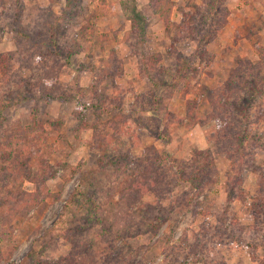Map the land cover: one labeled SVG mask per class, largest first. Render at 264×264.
<instances>
[{"label": "trees", "instance_id": "1", "mask_svg": "<svg viewBox=\"0 0 264 264\" xmlns=\"http://www.w3.org/2000/svg\"><path fill=\"white\" fill-rule=\"evenodd\" d=\"M65 1V14L57 15L53 19L42 18L28 26L19 0H0V22L12 25L17 47L15 52L0 54V76L3 79L8 78L9 81H4L5 85H15L19 90L13 97L11 95L14 91L9 90L8 103L2 110L35 96L49 103L61 91L57 83V72L60 69L45 62L52 55L51 50L54 51L53 56L64 57L68 63L71 56L80 50L79 47H72L73 44L61 42L67 41L68 36L71 37L70 20L78 14L75 8L80 4V0ZM201 1V6L191 4L194 12L184 13L181 21L175 23L171 19L174 6L172 0H148L152 13L163 23L165 34L172 42L171 52L175 53L176 62L170 67H157L158 59L155 55H144L138 62L141 76L150 78L149 72L155 71L158 80H163L170 88L189 86L195 78L196 69L192 67L191 59L187 61L177 52L175 44L183 40L208 43L225 25L229 15L226 5L228 0ZM139 24L138 20L132 18L131 30L125 35L126 40H131L134 34L144 33L143 26ZM100 37L101 43L108 40L106 36ZM91 38H95L93 34ZM262 52L263 59L264 50ZM132 54L136 55L134 51ZM23 55L26 57L22 58ZM17 60L20 70H33V63L39 60L42 71L41 68L36 70L39 73L38 78L21 77L18 81H12L9 76L14 75V62ZM99 62L102 68L89 92L92 101L83 105L85 110L93 114L95 121L88 123L84 120L87 115L82 109L75 114L79 119L77 131H93L94 143H88L100 153L93 168L82 171V163L76 167L67 162L52 164L49 157L54 146L49 143V133L41 123L35 121L33 124L18 127L3 118L7 123L0 125V262H7L18 247V242L13 239L15 220L24 218L33 209L41 214L47 209L49 200L54 202L59 198V194L52 192L47 185L56 178L59 170L64 174L68 173L70 177L80 175L79 184L69 195L62 213L43 233V242L39 249L31 246L18 264H141L136 261L135 249L128 247L123 252L116 249V244L136 237L142 220L145 224L149 222L148 230L155 231L167 221L168 212H164L162 205L151 206L143 203L145 193H154L157 200L167 199L170 191L167 187L173 179L175 183H188L191 190L203 192L215 182L212 174H215L213 163L216 154H222L230 162V173L225 174L224 182L226 201L245 199L242 189L245 178L242 172L245 169L257 175L259 191L264 192V168L257 164L255 157V153L262 150L264 142L262 135L252 127L261 116L264 118V62L252 64L237 59L234 74L229 76L216 98L210 101L211 111L207 118L215 121L218 126L207 140L214 150H194L187 163L170 159L169 155L159 152L154 146L143 148L139 156L130 154L129 151L141 147L137 130L143 126V113L155 112L163 116L166 120L164 127L155 132L154 138L168 141L169 127L173 124L181 125L185 116L193 120V110L187 108L184 118H177L168 111L162 114L158 110L160 96L153 89V92L151 90L148 93L153 95L152 99H148V95L139 94L129 114L116 116L113 110L119 109L123 100L116 96L109 101L110 105H103L99 85L105 79L113 82L120 77L123 73L122 62L117 59L114 50ZM152 85L156 88L158 84L153 82ZM22 93L27 95L22 96ZM61 97L64 95L61 94ZM149 100L152 106H147ZM254 105L259 106L257 113L260 112V117L254 115L252 119ZM104 115L110 118L104 130H100L98 121ZM59 138L65 141L63 137ZM102 176L108 181L114 177L112 182L105 183V189L99 187L100 182H103ZM118 176L124 177V180L118 181ZM25 182L33 184V191L24 187ZM190 201L186 204L189 205ZM251 215L255 221L253 227L257 228V222L260 226L264 224V196L253 201ZM75 216L78 219L69 225L68 222ZM234 225L238 227L237 222ZM202 228L204 230L201 241L196 235L195 249L190 255L194 262L202 261L207 264V260L214 257L216 245L223 244L224 239H220V230L215 235L212 234L217 235V239H209L205 236L209 234L208 229ZM246 229L254 230L250 227L239 228L236 237L233 230L226 240L232 238V242L239 241ZM93 230L96 231L93 233ZM58 236L70 245L69 251L65 256L47 260L44 258L45 252ZM256 247L252 246L255 250ZM106 248L109 251L107 253ZM252 255L253 258L257 257L255 252Z\"/></svg>", "mask_w": 264, "mask_h": 264}, {"label": "rangeland", "instance_id": "2", "mask_svg": "<svg viewBox=\"0 0 264 264\" xmlns=\"http://www.w3.org/2000/svg\"><path fill=\"white\" fill-rule=\"evenodd\" d=\"M172 1L174 6L171 19L175 23L181 21L184 13L194 12L191 4L202 5L201 0ZM19 2L28 26L42 18L53 19L57 15L62 16L67 7L65 0H19ZM226 5L229 10L226 23L211 41L205 43L183 40L175 44L177 52L183 58L187 61L191 59L196 75L188 87L179 85L177 88H170L162 82L163 80H158L155 71L149 72L150 78L141 76L138 71V62L144 55H155L158 59L157 67H170L176 62L175 53L171 52L172 42L165 34L163 23L152 13L148 0H80V4L75 8L78 14H74L75 17L70 20L71 37L68 36L67 41L61 40L67 45L73 44L74 48L79 47V52L74 53L68 63L64 57L53 56L54 51L51 50L52 55L45 62L47 65L52 64L53 68L60 69L57 72V83L61 91L57 92L49 103L35 96L2 110L8 103L9 90L14 91L11 97L19 90L15 85L12 87L5 85L4 81H9L8 78L3 79V76H0V125H6V121L18 127L33 124L35 121L41 123L44 130L49 133V143L54 146V151L49 157L52 164L67 162L76 167L82 163V171L93 168L100 157L98 150L90 147L88 143H94L93 131L90 129L77 131L79 119L75 114L82 109L87 115L84 120L88 123L95 121L93 114L85 110L83 105L92 101L89 92L102 68L99 60L107 58L110 51L114 50L117 59L122 62L123 73L115 81L105 79L99 85L103 105H110L109 101L116 96L123 100V104L119 109L113 110V114L116 116L129 114L137 95H148L154 89L160 96L158 110L162 114L168 111L177 118H184L185 111L190 108L193 110V117L195 116L193 120L185 116L181 125H171L170 139L162 141L155 139L154 135L156 131L163 129L166 120L155 112L143 113V126L137 130L141 147L132 148L130 154L139 156L143 148L154 146L159 152L169 155L170 159L187 163L194 150H214L207 140L218 126L215 121L207 118L211 111V99L216 98L229 76L234 74L238 58L252 64L264 62V58L262 59L264 0H228ZM132 18L139 21L144 33L134 34L131 40H126L125 35L131 30ZM11 29L12 25L0 22V54L17 51ZM92 34L95 38H91ZM101 35L106 36L108 40L101 43ZM139 39H143L142 42ZM133 51L136 53L135 56L132 54ZM25 57L23 55L22 58ZM33 64V70H20L17 60L14 62V75L9 77L12 81H18L21 77L31 79L32 76L37 79L39 73L36 70L41 68L42 71V66L39 60ZM153 82L158 84L156 88L153 87ZM61 94L65 98L61 97ZM24 95L27 94L22 93V96ZM152 96L149 94L148 99H152ZM148 103L147 106H152L151 100ZM258 107L253 106L252 119L254 115L260 117V112L257 113ZM146 110L144 112H147ZM109 118L104 115L98 121L100 130H104ZM252 127L253 130H258L264 142V118L261 116ZM59 137H63L65 141ZM255 157L257 164L264 168V145L262 150L255 153ZM229 164L228 159L222 154L214 155L215 174H211L215 182L201 193H198L197 189L191 190L188 183H175L174 179L168 184L167 188L170 191L167 199L157 200L154 193H145L143 203L151 206L162 205L164 212H168L167 221L159 225L156 231L147 229L149 222H146V225L143 220L140 221L142 229L138 230L139 234L133 239L123 240V243L119 241L116 249L123 252L127 251L128 247L135 249L136 261L141 264H181L183 261L184 264H203L202 261L194 262L190 253L195 249L196 235L201 241L204 230L202 227H205L209 232L205 235L207 238L217 239V235L212 234L215 235L220 230L222 234L220 239H224L223 244L216 245L214 257L211 260L209 258L207 264H264V224L260 226L257 222V228L253 227L255 221L251 215L253 201L264 196V192L259 191L257 175L245 169L246 171L242 172L245 177L242 184L245 199L226 201L224 182L225 174L230 173ZM68 175L59 170L56 178L47 183L52 192L59 194V198L54 202L49 200V205L43 213L39 214L33 209L24 218L15 220L13 239L18 242V247L7 262L0 264H18L31 246L39 249L43 242V233L62 213L69 195L81 179L78 174L71 177ZM102 178L103 182L99 185L102 189H105L106 182H112L114 179L113 177L108 181L104 176ZM116 179L121 181L124 177L118 176ZM24 187L29 191L34 189L33 184L28 182H25ZM188 200L189 205L186 204ZM77 219V216L73 217L68 222L69 225L74 224ZM233 221L237 222L238 227ZM245 227L254 230L241 231L239 241L232 242V238L226 240L231 231H235L236 237L238 229ZM255 245L256 250L252 248ZM69 248L70 245L58 236L54 244L46 250L44 258L55 260L65 256ZM107 249L105 253L109 252ZM254 252L256 258L252 255Z\"/></svg>", "mask_w": 264, "mask_h": 264}]
</instances>
